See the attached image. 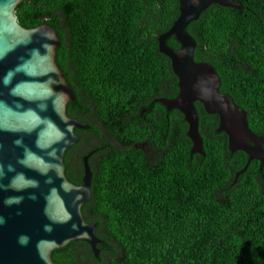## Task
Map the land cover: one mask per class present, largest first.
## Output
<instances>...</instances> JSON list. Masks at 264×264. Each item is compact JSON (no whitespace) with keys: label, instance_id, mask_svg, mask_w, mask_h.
<instances>
[{"label":"trees","instance_id":"16d2710c","mask_svg":"<svg viewBox=\"0 0 264 264\" xmlns=\"http://www.w3.org/2000/svg\"><path fill=\"white\" fill-rule=\"evenodd\" d=\"M235 1L243 8L212 4L187 31L197 43L195 60L215 68L220 91L264 137V0ZM179 9V0H24L16 15L25 28L56 30V61L75 92L67 114L86 94L106 122L116 105L124 113L122 106L147 89L153 98L178 97L179 79L158 36L170 30ZM167 43L180 47L175 37ZM72 57L76 83L68 72ZM167 66L169 87L158 93ZM196 107L203 153H193L182 117L171 124L157 165L132 149L107 157L99 189L82 208L86 221L97 224L100 255L87 242L72 241L52 252L55 263L264 264V164L232 152L226 133L217 131L219 116L200 102Z\"/></svg>","mask_w":264,"mask_h":264},{"label":"water","instance_id":"95a60500","mask_svg":"<svg viewBox=\"0 0 264 264\" xmlns=\"http://www.w3.org/2000/svg\"><path fill=\"white\" fill-rule=\"evenodd\" d=\"M24 0H0V264H57L52 252L72 241L90 244L99 257L97 224L82 208L91 201L92 172L86 162L82 185L66 175V151L78 141L75 128L87 124L67 114L75 92L56 61L60 39L48 24L25 28L16 15ZM180 15L158 36L159 50L171 59L179 79L177 98L163 99L189 125L193 153H203L200 102L219 116L232 152L244 151L264 164V137L249 127L247 112L220 91L215 68L195 60L197 43L187 31L212 4L243 8L235 0H179ZM175 37L180 47L167 43Z\"/></svg>","mask_w":264,"mask_h":264},{"label":"flooded vegetation","instance_id":"af4514ba","mask_svg":"<svg viewBox=\"0 0 264 264\" xmlns=\"http://www.w3.org/2000/svg\"><path fill=\"white\" fill-rule=\"evenodd\" d=\"M72 58L68 60V72L72 82L76 83L79 75L73 63L76 59ZM161 69L163 81L161 88H157L158 93L160 90L167 91L169 87L168 66ZM153 94L152 89H147L139 97H132L127 105L122 106L124 113L120 110L121 106L116 105L113 115L109 114L106 122L98 117L93 101L86 94L81 103L73 104L75 111L71 118L87 124V127L75 128L78 141L65 153L64 162L69 181L82 185L88 162L92 172V194L99 189L97 179L103 175L101 169L105 159L123 149L142 152L151 165L160 162L169 146L171 124H178L185 116L181 111L180 114L174 113L162 102L168 97L159 95L153 98ZM121 139L128 142H122Z\"/></svg>","mask_w":264,"mask_h":264}]
</instances>
